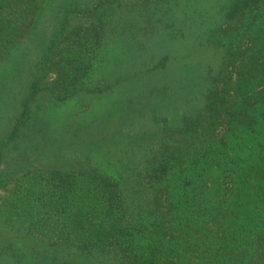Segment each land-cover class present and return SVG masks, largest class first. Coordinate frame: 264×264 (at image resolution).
<instances>
[{"label":"rangeland","instance_id":"obj_1","mask_svg":"<svg viewBox=\"0 0 264 264\" xmlns=\"http://www.w3.org/2000/svg\"><path fill=\"white\" fill-rule=\"evenodd\" d=\"M104 1L44 0L0 62V264L15 253L5 250L11 243L40 264L60 243L55 226L69 237L95 218L99 199L74 198L65 183L73 173L125 180L134 207L159 200L150 210L163 211L165 224L172 187L210 143L228 154L234 179L242 173L248 135L229 126L231 108L254 92L239 86L250 71L264 78V12L228 22L233 0H121L91 12ZM214 78L223 82L216 91ZM34 84L32 115L12 138ZM162 166L168 173L154 183ZM236 181L223 175L211 205L227 190L230 213L242 196Z\"/></svg>","mask_w":264,"mask_h":264},{"label":"trees","instance_id":"obj_2","mask_svg":"<svg viewBox=\"0 0 264 264\" xmlns=\"http://www.w3.org/2000/svg\"><path fill=\"white\" fill-rule=\"evenodd\" d=\"M115 1L121 0H105L91 12H99L101 7ZM43 2L0 0V62L16 44L19 30L42 8ZM263 12L264 0H233L225 19L234 22L249 13L258 19L263 17ZM254 70L250 71L246 82L243 80L239 84L242 89L246 88V92L249 89L254 92L242 100L233 99L235 105L231 108L234 118L229 126H242V132H245L243 141L248 135L243 148L247 158L237 164L242 171L237 177L238 183L232 174L236 170L231 168L228 154L223 156L222 148L215 152L210 143L205 151L197 154V160L196 156L191 159L193 163L182 171L172 187L168 205L172 220L165 224L163 211L150 210L158 208L159 200L149 207H134L121 182L125 180L98 172H81L87 176L73 173L65 183H73L71 191L77 192L74 198L81 191L82 196H97L99 199V204L91 207L90 213L95 218L84 217L85 224L71 229L69 237L55 226L52 231L59 235L60 243L53 246V254L45 256L40 264H94L95 257L99 258V264H264V78H254ZM222 85L220 78H214L211 89L216 91L217 87L219 90ZM258 85L262 86L259 90L256 89ZM36 90L37 84H34L29 95L25 96L22 116L12 138L21 133L32 115L31 101ZM204 116L202 118L208 126L219 124V121ZM239 133L233 128L231 141ZM249 136L255 142H251ZM212 154L217 155L216 159H211ZM169 160L166 158L164 163ZM166 173L168 169L162 166L152 181L157 183L165 178ZM223 175L231 178L232 185L236 181V188L242 193L237 206L228 214L227 190L220 196L219 206L211 205V197L215 196L213 189ZM3 179L0 175V181ZM209 220H213V226ZM224 226L225 236L219 235ZM73 234H80L81 238L73 237ZM8 248L5 250L15 251L8 256V264H28L33 259L26 258L24 252L16 250L12 243ZM70 249L74 254L66 252Z\"/></svg>","mask_w":264,"mask_h":264}]
</instances>
